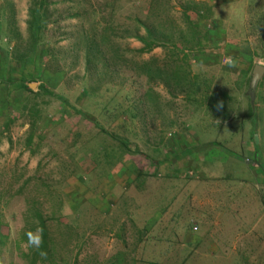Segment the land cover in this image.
<instances>
[{
	"label": "rangeland",
	"instance_id": "374dc122",
	"mask_svg": "<svg viewBox=\"0 0 264 264\" xmlns=\"http://www.w3.org/2000/svg\"><path fill=\"white\" fill-rule=\"evenodd\" d=\"M50 1L57 22L18 63L32 0H0L13 16L12 31L0 19V264H30L35 213L55 264H264V73L250 87L264 68V0H210L205 22L222 35L199 22L200 45L178 51L190 89L162 76L175 49L138 54L123 38L148 0ZM109 3L123 59L88 72L81 29ZM180 4L169 3L186 30ZM221 101L226 114L210 105Z\"/></svg>",
	"mask_w": 264,
	"mask_h": 264
},
{
	"label": "trees",
	"instance_id": "16d2710c",
	"mask_svg": "<svg viewBox=\"0 0 264 264\" xmlns=\"http://www.w3.org/2000/svg\"><path fill=\"white\" fill-rule=\"evenodd\" d=\"M170 1L171 0H148L146 4L147 11L144 20H140L139 18L134 17L133 29L126 30L123 33V38L134 39L142 45V48L138 50V54H148L153 49L166 48V46H170L175 49V53L169 51V55L174 57V60L172 59V66L174 67L169 66V70L172 71H164L162 72V76H167V79L175 84L174 88L180 86L190 89L193 86V83L190 78L189 66L183 59H178V51L179 53H182L185 51L195 50V42L196 45H200L201 38L197 39L196 33L200 32L201 27L197 23L204 22L205 19L210 18V15L207 17V14H209L210 11L207 5L204 2H201V0H181V18H179V22L180 25H183L184 28H186V30H180L177 26V20L172 16L173 13L171 12V7L169 5ZM53 4L54 3L50 0H40V2L38 3H36V0H32V6L28 11V28L30 40L29 46L31 48L28 49L27 53L24 52L18 54L17 52L19 51L16 50L19 49V45L16 46L15 54L13 55V57L18 60V63H20L21 60L22 62H25L26 58H28L27 55L31 51V49H35L38 44H42L45 41L47 26L55 24L57 22H53L49 19L51 16L49 7ZM104 10L106 12H100L94 15V19H96V22L93 23L90 29H81V36L78 41L79 43H77L79 48H83L86 70L88 72L90 70L97 71V69L102 71L110 66L114 67L117 70L118 61L123 59L121 55H118V51L113 50L114 41L116 40L118 34L117 31H115V29L112 27V24L114 22L113 20L116 18L117 10L115 7L110 6V3L105 4ZM193 16L196 17V24L194 23V20L191 19V17ZM0 19L1 22L3 21L2 24L6 26V31H12V29L7 28L11 26V19H13L12 9L10 14L8 13L7 15L6 13L0 15ZM141 30L144 31L143 35L140 34ZM13 34L14 35H11L12 37L9 38L10 40L17 41L18 39H20L15 31ZM209 35L210 34L206 31L203 33L202 36L204 42H209ZM159 75L161 74L159 73ZM146 76H148L149 79H154L151 78V74ZM20 87L23 91H29V88L27 87L25 81H23L22 79L20 82ZM6 102L7 101H5V103ZM250 102L251 101H249V113L252 114V105ZM221 103L224 105V101H221ZM210 105L212 109L217 110L216 105H214L213 103ZM220 109L223 111V113H227L225 112L224 107ZM10 122L11 119L7 118L5 126H7V124H9ZM3 130H5L4 125ZM121 143L128 152L131 151L128 149L125 142L121 141ZM134 153L142 155V157H146L138 150H134ZM35 215L36 219L39 221L37 228L39 233V244L35 249L31 250L30 264H55L54 256L51 254L52 250L55 247H52L53 243L48 232L47 223L46 221L42 220L40 214L35 213ZM114 261L115 260L113 259L109 264H112Z\"/></svg>",
	"mask_w": 264,
	"mask_h": 264
},
{
	"label": "crops",
	"instance_id": "0c3cea01",
	"mask_svg": "<svg viewBox=\"0 0 264 264\" xmlns=\"http://www.w3.org/2000/svg\"><path fill=\"white\" fill-rule=\"evenodd\" d=\"M196 1H199V0H196ZM201 2H204L206 5H207V7H208V9H209V11H210V15H212L213 16V11L215 10L214 8H215V6L217 5V4H213V2L212 1H210V0H201ZM214 17V16H213ZM212 17V19L209 21V22H205V24H208L212 29L210 30V32H211V35H212V38H213V35L216 33V36H218V34L219 35H222L221 34V32L217 29H215L216 27H218V25H217V22L218 21H216V20H218L217 18H213ZM194 17H191V19L192 20H194L193 19ZM194 23L196 24L197 23V20H194ZM199 23V22H198ZM197 23V24H198ZM214 26H215V28H214ZM218 43V44H217ZM219 38L218 39H216V44L215 45H219ZM210 44H212V39L210 40ZM230 58H231V56H230Z\"/></svg>",
	"mask_w": 264,
	"mask_h": 264
},
{
	"label": "water",
	"instance_id": "95a60500",
	"mask_svg": "<svg viewBox=\"0 0 264 264\" xmlns=\"http://www.w3.org/2000/svg\"><path fill=\"white\" fill-rule=\"evenodd\" d=\"M263 73H264V68L263 67L256 65L253 68L252 78H251V83H250L251 89L255 87L256 83L261 78V76L263 75Z\"/></svg>",
	"mask_w": 264,
	"mask_h": 264
},
{
	"label": "clouds",
	"instance_id": "9594fccd",
	"mask_svg": "<svg viewBox=\"0 0 264 264\" xmlns=\"http://www.w3.org/2000/svg\"><path fill=\"white\" fill-rule=\"evenodd\" d=\"M216 107H217V109H220V108L223 107V104L222 103H218L216 105ZM29 243H30V245L36 246V245L39 244V239L38 238H35V237H33V236L30 235L29 236Z\"/></svg>",
	"mask_w": 264,
	"mask_h": 264
}]
</instances>
